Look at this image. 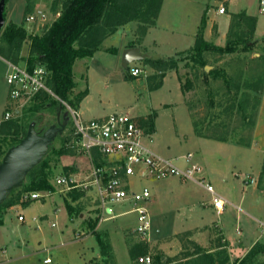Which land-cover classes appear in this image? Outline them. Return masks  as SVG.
<instances>
[{
	"label": "rangeland",
	"instance_id": "374dc122",
	"mask_svg": "<svg viewBox=\"0 0 264 264\" xmlns=\"http://www.w3.org/2000/svg\"><path fill=\"white\" fill-rule=\"evenodd\" d=\"M63 1L6 0V23L9 20L23 23L29 34L41 35L49 30L61 13ZM229 1L166 0L160 26L154 33L155 47L165 57L173 56L177 60V69H168L164 77L160 71L146 64L145 59L124 67L120 56L104 51L93 54L92 60L77 59L73 67L74 79L82 88L88 87V94L92 95L80 108L83 119L96 118L98 113H129L142 127L153 133L150 145L159 154L172 158L182 167L187 164L185 155L191 152L194 160H204L199 162L203 167L213 171L212 165L217 166L212 184L227 196L223 197L226 200L223 213L209 204L212 194L192 180H182L177 176L157 179L146 173L130 178L132 189L148 186L152 194L158 196L157 200L166 215L165 221L154 223L160 231L147 241L146 254L152 256V264H207L204 255L193 254L196 244L203 247V252L209 250L216 255L220 252L226 264H242L254 243L264 244V152L259 153L260 141L254 139L264 91V11H260V0H231L233 9L245 10L257 18V31L252 32L248 22H239L230 13V25L233 22L230 34V26L223 30L221 20L215 15L221 5L228 13ZM26 8H30L29 11ZM175 8H206L201 14L197 33L203 32L206 40L217 45L224 46L231 40L237 50L230 53L205 51L201 60H194L187 50L194 45L196 38L190 42L185 32L179 31L178 28L187 23L184 15ZM38 11L48 16L47 24L39 29L37 24L26 19L28 14ZM168 25L178 30L170 31ZM192 25L191 20L188 21L187 29ZM241 37L250 40L253 45L250 51L242 50ZM0 44L3 48L6 43L0 40ZM176 49L185 50L176 53ZM106 51H112V48ZM28 52L29 41L23 43L18 59L20 62L17 63L24 65L21 59L26 58ZM6 60L0 55V122L4 120L6 110L10 109L9 105L13 104L3 99L9 69ZM136 63L144 70L139 77L129 73V67ZM206 66H209L208 69ZM208 72L211 73L205 78ZM187 78L192 81V86L184 93L181 85ZM31 106L32 101L18 106L20 115L11 119H22L33 114L28 110ZM34 114L40 115L42 111L37 109ZM43 116L44 122H52L51 113L43 112ZM43 126V122L37 125L39 129ZM68 134L66 129L62 137ZM73 151L70 147L65 155L72 156ZM72 162L90 169L84 156H77ZM101 162L104 160L101 159ZM62 173L66 172L59 159L50 177L52 192L33 200L29 208L39 215H45L43 230L46 231L47 242L38 246V242L32 240L22 246L24 230L12 232L8 227L0 233V243H5L0 247L7 249V253L1 255L0 264H45L43 260L47 255L51 258L49 264L80 263L83 257H88L86 264H139L129 253L130 247L140 242L134 234L137 214L130 211V200L109 203L113 214L124 213L108 218L110 214L105 213L93 186L65 190L55 183ZM252 178H258L257 186L252 184ZM254 186L257 193L252 192ZM245 192L249 195L242 198ZM18 194L16 191L11 199H16ZM30 202L23 201L22 207ZM67 203L72 206L71 212ZM201 210L207 215L203 221L199 220L203 225L186 228L193 222L191 218L194 222L201 219ZM19 214L18 208H1L0 221L3 223L0 225L7 217L16 221ZM52 223L55 225L52 226ZM175 224L176 228L173 226ZM220 228H224L226 236L235 244L222 235ZM94 232L101 235L106 246L105 254H102ZM71 237L75 239L69 242ZM250 244V247L242 246ZM93 249L100 254L92 256ZM245 263L264 264V253H258Z\"/></svg>",
	"mask_w": 264,
	"mask_h": 264
},
{
	"label": "trees",
	"instance_id": "16d2710c",
	"mask_svg": "<svg viewBox=\"0 0 264 264\" xmlns=\"http://www.w3.org/2000/svg\"><path fill=\"white\" fill-rule=\"evenodd\" d=\"M162 3L163 0H65L62 3L59 16L54 20L49 30L41 35L29 34L23 23L9 20L4 27L0 28V40L6 43L3 48L0 44V55L7 60H14L12 62H20L18 59H20L22 45L29 41L28 56L21 60L26 62L30 69L36 65H44L49 71L47 83L53 92L71 106L78 108L81 100L88 94V87L82 88L80 83L74 79L73 67L76 60L91 58L100 49L103 40L108 35L130 21L138 22L137 35L140 40L149 27L157 23ZM29 9L26 8V11ZM232 16L239 22H248L252 32L255 31L257 18L254 15L241 10L234 12ZM4 17L6 18L5 10ZM232 31L233 22L230 25V34ZM242 34L245 35L244 32ZM241 41L243 51H250L253 48L249 39L242 38ZM236 50L233 41L229 40L224 46L217 45L206 40L203 32L199 31L194 45L187 52L192 53V58L198 61L203 58L205 51L230 53ZM145 62L153 69L160 71L163 77L168 69H177V60L173 56H148L145 58ZM209 73L211 72L206 73L205 78ZM191 86L192 81L187 78L186 82L181 85L182 91L186 93ZM32 104L33 106L28 110L32 111L33 114L26 118L0 122V161L9 147L21 140L31 121H36L37 125L43 122L44 128L52 122H57V113L61 105V120L63 111L66 110L60 100L45 92L40 97L34 98ZM37 109L42 111V114L35 116L34 112ZM43 112L53 115L52 122H44ZM37 129L39 128L37 127ZM62 136V134L57 135L40 163L29 171L22 186L9 194L0 205V210L3 207L10 208L23 203L21 200L23 191L53 190L50 181L51 174H53L59 158L70 149V134L64 138ZM59 141H61L60 144ZM94 152L95 163H100V155L96 151ZM262 172L264 173V164ZM16 191L19 193L18 197L11 199ZM67 208L71 212L72 206L69 203H67ZM2 223L3 221H0V224ZM94 234L100 244L102 254H105L106 246L101 235L96 232ZM147 244L145 241L134 243L129 249L131 258L137 259L138 256L146 254ZM196 245L193 254L204 255L207 264H226V260L221 257L220 252H217V255L209 250L203 252V247ZM258 253H264V244L261 242L253 244L242 264L252 260Z\"/></svg>",
	"mask_w": 264,
	"mask_h": 264
},
{
	"label": "built area",
	"instance_id": "2783aa9c",
	"mask_svg": "<svg viewBox=\"0 0 264 264\" xmlns=\"http://www.w3.org/2000/svg\"><path fill=\"white\" fill-rule=\"evenodd\" d=\"M218 13H225V7L221 5ZM260 11H264V0H260ZM30 23L37 24V28L47 24L48 16L43 11L36 14H28L26 17ZM9 69L6 73V82L9 86V100L13 103L10 109L6 110L4 120L12 118L15 108L23 106L32 101L42 93L58 99L68 110L71 130L69 145L78 154H86L92 160V167L89 178L85 182H79L73 175H59L55 183L65 190L82 186L89 188L93 186L99 197V202L109 217L114 216L113 209L109 203H120L130 200L132 208L130 211L137 214V225L134 230L135 236L140 241H149L154 233L160 229L154 224L152 214L147 206L151 198V191L148 186L141 189L130 187V178L139 173H146L154 178L177 176L182 180H192L206 188L211 194V203L219 212L223 213L226 200L216 192L214 185L208 181L204 167L193 159L189 152L185 155L187 164L180 166L172 158L163 156L153 150L150 143L153 141V133L146 130L129 113H109L105 116L85 120L80 110L59 98L48 85L49 71L44 65H36L28 68L24 65L6 60ZM143 68L134 64L129 67V73L139 77ZM20 111V108H18ZM96 151L104 162L95 163L93 156ZM251 182H255L252 178ZM52 191L42 193L38 190L23 191L22 201H33L49 195ZM109 209V211H108ZM108 212V213H107ZM108 217V218H109ZM19 220H25L24 214H19ZM53 225H55L53 223ZM7 253V249L0 247L1 255ZM140 264H152V256L144 254L137 257ZM44 262H51L46 257Z\"/></svg>",
	"mask_w": 264,
	"mask_h": 264
},
{
	"label": "crops",
	"instance_id": "0c3cea01",
	"mask_svg": "<svg viewBox=\"0 0 264 264\" xmlns=\"http://www.w3.org/2000/svg\"><path fill=\"white\" fill-rule=\"evenodd\" d=\"M165 2H166V0H163L162 7H161V10H160L158 19H157V23L154 26L149 27V29L147 30L146 34L140 40L138 38L136 39V37H137L136 28L138 26V22L137 21H130V22L118 27V29L114 33L108 35L103 40V42L101 44L102 47H100V49L98 51H96L94 53V55L104 51V52H109V53L115 54L116 57L117 56L121 57L122 52H123L124 49H126L128 47H135L136 46V47H139L143 52H147L149 54V56L157 55V56H164L165 57L166 55H162L160 52L156 51L155 45H157V43H156V39L154 38V33H155V31L158 30V28L160 26V19L162 17L163 11L165 9V8H163L164 5H165ZM175 9L179 10L178 13H182L184 15L187 24H188V21H190V20L193 23L192 27H190L188 29L186 27L187 24L186 25H181V27H179L178 29H179V31L181 30V32H185L186 38L188 37V41H189V38H190V42L194 41V39L196 38L197 31H198V26H199V22H200V19H201L200 18L201 14L203 13V11L206 10V8H175ZM237 11H238L237 9H233V3L231 2V0L228 2V8H227V12L228 13L220 14V13H218V11H215V15H216L217 19L219 18L221 20V25L220 26H221V28L223 30L228 29V27L230 26V18H228L229 14L237 12ZM248 14H250V13H248ZM167 28L170 31H174V32L176 30H178L176 27H173L172 25H168ZM256 29H257V22H256ZM188 46H186L185 49H187ZM107 48H112V51H106ZM185 49H181V50H179V49L177 50L176 49L175 52L177 53V52L183 51ZM94 55L91 57V60L94 59ZM167 56H169V55H167ZM136 64H138V63H136ZM42 94L38 95V97H40ZM91 96H92L91 93H89L81 100V102H80V104L78 106L79 110L82 107L83 103L85 101H87ZM3 99L4 100L7 99L8 101H10L9 100V86H8V84H7L6 93L3 94ZM20 113H21V111H18V108H15V112H14L13 115L14 116L15 115H19ZM105 115H107V113H98L96 115V117H101V116H105ZM10 119H8V120H10ZM66 129L68 130V133H69L70 130H71L70 124H68ZM261 129L264 131V91H263V95H262V104H261L259 123H258V126L256 127V129L254 131V139L257 140V141H260L259 145H260V149L261 150L259 151V153L260 152H262V153L264 152V134H262V130ZM247 148H249V147H247ZM251 148H253V147H251ZM153 150L156 151L157 153H159L157 150H155V148H153ZM73 153H74V155H72V156L64 155V156H61L59 158V159L62 160L63 170L66 172V173H62L60 175H63V174H65V175H73V176H75L78 179L79 182H85L89 178V173H90V170H91V167H92V164H93L92 160L86 154H78V153H76L74 151H73ZM77 156L86 157L87 163L89 162V164H90V169L89 170H88V168H89L88 166L82 168V167L79 166L78 163L72 162V159H75ZM200 160L204 161L203 159H200ZM202 161H197V162H202ZM212 167H213V171H212V169L211 170L207 169L206 166L204 167V173H205L208 181L211 182V183H212V179H213V173L215 171H217V170H215V168H217V166H213L212 165ZM256 179L258 180V178H256ZM256 179H255V182H252V184L257 186L258 182H257ZM256 186H254L252 188V192H254V193H257L256 192L257 190L254 189ZM79 187L83 188L82 186H79ZM76 188H78V187H76ZM76 188H73L71 190H74ZM150 191H151V198H150V201L148 202L147 206H148V208H149V210H150V212L152 214L154 223L157 224V221H160V222L165 221L166 220V218H165L166 215H165V213L163 211V206L157 200L158 196L152 194V190L151 189H150ZM216 192L218 194H220L222 197H225V198L227 197L222 191H219V190L216 189ZM248 195L249 194L247 192L245 195L242 196V198H244V197L246 198ZM209 201H210L209 204L213 207V205L211 203V198H210ZM31 203H32V201L30 203H28L27 205H24V207H22L23 206L22 204H18V205H14V206L10 207V209H15V208L20 209V214H24L25 220L21 221L17 217L16 218L17 220L13 221V220H11L10 218L7 217L4 220V224L0 225V230H1L0 233L2 234L3 231H6L8 229V227H9V229H11L12 232H15V230H20L21 229V230H24L23 236H25L23 241H22V246H26L32 240L37 241L38 242V246H42L43 243L45 244L47 242V240H46L47 239V235L45 234L46 231L43 230L44 229L43 228V223L46 220V219H44L45 215H42V214L39 215L36 212H33V211L29 210ZM123 213L124 212H119V213L114 214V216H119V215H122ZM194 214H196V213H194ZM114 216H112V217H114ZM205 216H207L206 213L202 212V210H201V213H200V218L201 219H195V220H197V222H194V219L191 218V220L193 222L191 221L192 222L191 225L189 227H186V228H193V227L194 228L195 227L198 228V227H200L199 225L201 223H200L199 220L203 221V218H205ZM70 219L74 220V218L72 219L71 217H70ZM105 219H107V218H105ZM51 225L54 226L53 223ZM201 225H203V224H201ZM173 226H174V228H176L177 224H175ZM35 229H37V231H35ZM220 229H221L222 235H224V237L228 241H230V243L235 244V241L230 240L226 236V234L224 232V228H220ZM37 232H39V233H37ZM74 237L77 238L76 235ZM75 238L71 237L69 242L70 241L72 242L73 239H75ZM0 244L5 245V243H0ZM61 244H62V242H61ZM252 244H250L248 246L247 245H242V246L243 247H250ZM99 254L100 253H98L96 249H93L92 256L96 257ZM114 254H115V257L117 259V252H116L115 248H114ZM46 257H48V255ZM45 258H44V260H45ZM87 261H88V257H83V259H81L80 263H74V264H86ZM44 263L45 264H49L50 262H47V263L44 262Z\"/></svg>",
	"mask_w": 264,
	"mask_h": 264
},
{
	"label": "water",
	"instance_id": "95a60500",
	"mask_svg": "<svg viewBox=\"0 0 264 264\" xmlns=\"http://www.w3.org/2000/svg\"><path fill=\"white\" fill-rule=\"evenodd\" d=\"M5 1L0 0V28L6 24ZM148 56L139 47H128L122 52V64L128 67L132 62L142 61ZM61 112L62 105L57 113V122L41 129H37L36 121H31L21 140L5 152L0 161V205L14 189L22 186L29 171L40 163L57 135L66 130L70 115L68 110H64L61 120Z\"/></svg>",
	"mask_w": 264,
	"mask_h": 264
}]
</instances>
